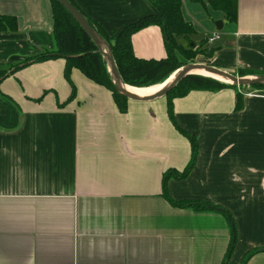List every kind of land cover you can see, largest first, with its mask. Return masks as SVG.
Listing matches in <instances>:
<instances>
[{
	"label": "crops",
	"instance_id": "1",
	"mask_svg": "<svg viewBox=\"0 0 264 264\" xmlns=\"http://www.w3.org/2000/svg\"><path fill=\"white\" fill-rule=\"evenodd\" d=\"M113 44L121 30L152 12L146 0H71ZM181 0L194 27L183 47L219 37L199 62L227 72L264 73V0H237V19ZM0 15L17 30L0 31V264H264V89L194 90L172 100H128L61 57L21 65L50 51V0H0ZM196 38H201L196 43ZM137 57L166 56L163 31L147 26L131 36ZM197 57L195 59H197ZM20 68L14 69V66ZM256 76V75H248ZM174 121V122H173ZM196 139L192 158L189 139ZM260 250V251H257ZM255 251V252H254Z\"/></svg>",
	"mask_w": 264,
	"mask_h": 264
},
{
	"label": "trees",
	"instance_id": "2",
	"mask_svg": "<svg viewBox=\"0 0 264 264\" xmlns=\"http://www.w3.org/2000/svg\"><path fill=\"white\" fill-rule=\"evenodd\" d=\"M53 12V36L55 40V51H45L38 56L27 59L21 65H26L33 61H42L50 58L61 57L65 60L64 74L65 78L71 85L72 99L75 94V87L70 79V73L73 69L80 71L87 79L108 89L113 96L115 104L119 111L127 110L128 99L118 94L110 79L106 62L102 55L96 50V46L91 39L80 28L77 22L69 15V13L56 1L50 0ZM71 1V0H70ZM152 12L141 17L136 22L125 26L115 42L112 44L105 34L104 30L95 22L87 19L97 33L108 43L115 65L122 81L129 86L148 87L162 82L170 76L175 70L187 63H194L198 54L207 55L210 53L206 42L202 41L198 47L192 46L186 48L177 40L178 37L188 38L194 34L193 25L185 21L181 14V0H146ZM201 5L202 9L209 15L210 10L220 11L225 22L233 23L237 19V0H191ZM72 2V1H71ZM73 3V2H72ZM74 4V3H73ZM75 5V4H74ZM76 6V5H75ZM77 7V6H76ZM78 8V7H77ZM150 25H157L161 28L165 38L166 56L160 59L137 57L132 49L131 36ZM17 30V20L13 16L0 15V31ZM178 52V53H177ZM179 54V56H178ZM182 57L184 61L179 60ZM7 67V68H6ZM13 66L3 65L0 63V81L4 79L11 71ZM20 68V65L14 66V69ZM231 74L244 77L248 75L263 76L264 73H258L247 69H237ZM232 88L237 94L236 107L241 106L242 94L237 91L245 88L264 89L262 85H254L247 87H237L235 85L226 84L216 78L210 76L189 75L178 82L174 88L165 96L168 103V113L173 120L172 100L177 97H183L190 91L208 90L218 91L223 88ZM174 122V121H173ZM175 124V123H174ZM177 130L186 136L192 146V158L189 165L183 172H175L169 170L163 174V189L166 198L174 205L184 207L186 205H196V207L208 206L207 204H191L188 201H174L166 192V182L169 178H184L193 167L196 158V139L175 124ZM260 251V250H257ZM255 252V251H254ZM253 252L247 254L241 264H246L248 258ZM227 257L221 264H225Z\"/></svg>",
	"mask_w": 264,
	"mask_h": 264
},
{
	"label": "water",
	"instance_id": "3",
	"mask_svg": "<svg viewBox=\"0 0 264 264\" xmlns=\"http://www.w3.org/2000/svg\"><path fill=\"white\" fill-rule=\"evenodd\" d=\"M56 1L69 13V15L77 22V24L85 32V34L91 39V41L97 48L96 51L103 56L106 62V67L110 79L114 85V88L116 89L118 94L126 97L128 100L137 101V102H148V101H153L155 99L163 98L174 88V86L178 82H180L182 79L186 78L189 75L195 74L194 73L195 70L205 71L207 73H210L213 78H216L219 81L224 82L226 84L235 85L237 87L240 86L247 87L254 85L264 86V75L239 77L231 74L230 72L214 67L212 65L203 64V63H188L175 70L177 71L175 78L171 80V82L165 84V86L160 88L157 92L146 96L136 95L127 89V86L129 85H126L122 81L119 72L117 70V67L115 65L108 43L91 26L86 16L70 0H56ZM214 26L217 31H220L223 28L222 20H216L214 22Z\"/></svg>",
	"mask_w": 264,
	"mask_h": 264
},
{
	"label": "bare ground",
	"instance_id": "4",
	"mask_svg": "<svg viewBox=\"0 0 264 264\" xmlns=\"http://www.w3.org/2000/svg\"><path fill=\"white\" fill-rule=\"evenodd\" d=\"M195 72L201 73V74H205L207 76L212 77V75L210 73H207L205 71H199V70H195ZM177 74V71L173 72L170 76H168L166 79H164L162 82L152 85V86H148V87H135V86H127V89L130 92H133L136 95L139 96H146V95H150L153 94L155 92H157L160 88H162L163 86H165V84H167L168 82H171V80H173L175 78Z\"/></svg>",
	"mask_w": 264,
	"mask_h": 264
},
{
	"label": "rangeland",
	"instance_id": "5",
	"mask_svg": "<svg viewBox=\"0 0 264 264\" xmlns=\"http://www.w3.org/2000/svg\"><path fill=\"white\" fill-rule=\"evenodd\" d=\"M200 39H201V38H196L195 41H196L197 44H199V43L201 42ZM192 45H193V44L188 43L187 46H185V47L188 48V47H190V46H192ZM194 46H196V45H193V47H194ZM196 47H197V46H196ZM177 53H178V52H177ZM178 56H179V54H178ZM196 57H197V56H196ZM196 57H195V58H196ZM179 60L184 61V60L182 59L181 56L179 57ZM200 60H201V59H199V57H197V59H195V62H194V63H201V62H199ZM187 64H188V63H187ZM6 68H7V67H6ZM193 75L207 76V75H205V74H201V73H198V72H195V74H193ZM240 90H242V89H240Z\"/></svg>",
	"mask_w": 264,
	"mask_h": 264
},
{
	"label": "built area",
	"instance_id": "6",
	"mask_svg": "<svg viewBox=\"0 0 264 264\" xmlns=\"http://www.w3.org/2000/svg\"><path fill=\"white\" fill-rule=\"evenodd\" d=\"M219 37V31H214L211 35L207 38V43L212 44L217 38Z\"/></svg>",
	"mask_w": 264,
	"mask_h": 264
}]
</instances>
